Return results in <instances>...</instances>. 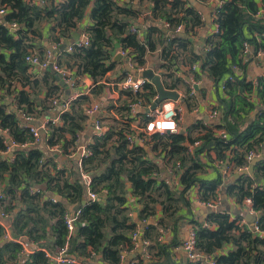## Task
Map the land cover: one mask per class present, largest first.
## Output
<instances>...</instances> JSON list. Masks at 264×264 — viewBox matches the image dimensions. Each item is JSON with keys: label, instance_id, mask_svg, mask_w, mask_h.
<instances>
[{"label": "trees", "instance_id": "1", "mask_svg": "<svg viewBox=\"0 0 264 264\" xmlns=\"http://www.w3.org/2000/svg\"><path fill=\"white\" fill-rule=\"evenodd\" d=\"M41 1L37 4L0 0V10L6 11L0 16V152H6L9 141L17 146L12 160L0 158V188L3 187L0 210L9 215L10 234L35 249L24 255L22 264H50L45 252L52 253L66 242L70 253L82 261L98 258L103 264H120L123 253L135 248L131 237L140 230L129 216L125 197L128 190L141 206L139 221H147L160 213L157 223L149 222L140 234L141 241L150 243L146 247L151 257L147 264H175L169 248L178 245L161 243L159 229L174 231L185 218L181 215L183 210L191 216L187 194L193 189L198 190L203 202L218 200L221 190L226 200L237 204L249 198L251 208L260 215L256 221L258 233L239 226L242 218L231 219L226 209L209 214L204 224L187 216L195 232L196 251L213 255L215 264H264V161L255 164L253 175L234 179V174L233 181L226 184L218 167L214 169V177H205L207 168H212L214 163L211 152L216 160L232 169L247 167L246 156L250 151L264 154V110L250 117L258 106H264V78H257L254 87L246 77L247 64L242 56L245 42L253 54L264 51V15L257 16L264 9V0H225L214 22L217 33L206 35L201 45L194 37L199 34L197 30L205 27V21L186 0H139L137 5L126 0ZM144 10L150 14L143 19V36L139 38L130 33V27ZM87 14L89 25L84 33L88 45H73L70 51L65 48L57 53L56 62L92 80L90 96L83 95L70 102L68 110L59 115L60 124L48 126L43 143L22 148L33 138L17 111H25L38 120L50 114L51 99L60 93L56 73L49 67L36 74L31 69V73L25 57L41 37L43 25L49 26V41L62 45L79 30ZM158 20L167 22L170 28L165 30ZM12 24L17 26L15 32L10 29ZM180 24L186 38L174 33ZM119 48L128 50L135 69L151 68L160 76L165 89L183 91L188 111L193 109L195 97L184 77L195 81L208 78L217 85L232 76L234 82H226L222 97L217 96L223 117L220 127L228 137L217 136L197 121L186 130L168 136L155 135L150 138L152 143L146 141L129 148L126 134L133 120L129 105L141 100L142 106L147 107L155 98L156 90L148 84L143 93H124L116 110L122 121L107 123L108 130L103 136L92 137L88 146L91 156L81 161L83 171L91 178V190L97 194L106 191L103 199L85 204L82 203L84 182L76 162H72V172L64 176L63 171L56 170L55 162L60 157L49 154L46 148L61 144L64 153L75 149L87 121L84 109L104 93V82L114 67V52ZM44 53L37 54L41 61L47 59ZM193 65H198L197 71L181 69ZM233 67L239 71L234 72ZM199 93L204 96L203 91ZM251 93L258 100L256 104L247 99ZM7 101L13 105L14 112L5 104ZM229 117L233 124L227 121ZM199 129L197 135L193 134ZM163 138L164 143H158ZM195 141H200V145L189 154L186 144ZM157 151L156 158H161V164L152 157ZM202 156L207 162H202ZM166 163L177 174V183L172 181ZM68 206L80 210L76 231L69 239L64 223ZM211 226L215 229L211 230ZM5 235V228L0 225V264H18L23 247ZM226 246L230 249L219 254ZM182 264L206 263L199 259L196 263L186 260Z\"/></svg>", "mask_w": 264, "mask_h": 264}, {"label": "built area", "instance_id": "2", "mask_svg": "<svg viewBox=\"0 0 264 264\" xmlns=\"http://www.w3.org/2000/svg\"><path fill=\"white\" fill-rule=\"evenodd\" d=\"M25 1H28V2L33 1L37 4L42 3L41 0H25ZM57 1H60V0H57ZM224 1L225 0H207V2L211 5V9H212L210 20H211V26L213 30H212V33L210 34L217 33V25L214 22L217 18L218 10L221 8ZM126 3L137 5L139 3V0H126ZM5 12H6L5 10H0L1 15L5 14ZM149 14L150 12L148 10H144L143 13L138 17V19L143 20L144 17L148 16ZM260 15H264V9H261L257 13V16H260ZM158 22L162 25V27L165 30L170 28L167 22L161 21V20H158ZM10 26L14 31L17 29V26L15 24H12ZM141 27H139L138 24L136 23L133 24L130 27V33L137 35V37L139 38H142L144 30ZM183 29H184L183 25L180 24L175 27L174 33L183 35ZM82 39H83L82 41L79 40L74 45L76 46L88 45L87 36L85 35V37H83ZM263 39H264V34H263ZM72 46L68 47V51L71 50ZM51 48L55 49L57 48V46L51 45ZM251 49L252 48L250 47L248 43L246 42L243 43L242 56L245 57L248 54H250ZM252 51L253 50H251V52ZM119 54L121 58L126 60L127 68L133 71H137L139 73L146 69H149V68L135 69V61L130 56H128V50L120 49ZM253 55L264 57V51H258L256 54H253ZM52 58L53 57L51 56V54H48L47 59L45 61H41L38 55L34 51H32L29 55L25 57V61L30 65V71L31 69H36V68H40V69H46L47 67L51 68L53 72H55L57 75L61 77V80L63 81L64 86H66L68 90H72L73 92L70 98L66 101L61 99L58 94L51 99V111H48L51 114V117L42 119L40 121L39 127H35L33 125V123H36V121H38L33 116L27 114L25 111H22V110L17 111L20 121L23 123L24 127L29 129V132L33 138L31 142L24 143L21 146L22 148H28L33 144L38 145V144L43 143L44 142L43 137L47 134L48 126L60 124L59 115L68 110L70 102L76 100L77 98L83 95L90 96L91 89L76 91V88L78 87V82L81 81L82 77L79 75H76L70 69H66V68L58 66L56 60H53ZM197 69H198V65H193L188 68V70H191V71H197ZM233 71L238 72L239 69L233 67ZM242 72L243 71L240 70L241 74ZM228 81L234 82V79L232 78V76H228L227 78H225L223 81H221L219 84L216 85L219 93L222 94L224 90V85ZM148 84H150L149 80L139 77V76H135L132 74V72H129L126 69L119 76V79L115 83H113L112 86L116 89V92L118 93L120 97V95L122 96V94L124 93H131V94L143 93L144 87ZM188 84L190 85L192 89L191 94L193 95L194 94L193 87L199 85L200 82L193 80V78L191 77ZM253 86L256 87V82L253 83ZM178 94L181 97L183 96L180 93ZM247 96H248L247 99L249 100V102L251 103L255 102L254 93H251ZM100 106H101L100 102L99 103L92 102L85 107L84 115L87 117L85 129L84 131L80 133L79 137L77 138L74 150L70 149L68 150L67 153H64L61 144H56L52 147L46 148L49 154H56L57 157H60V158L65 157L70 160H74L76 158L75 159L76 167L80 173V177L82 178V181L84 182V187H85V200H86L85 204H88L90 202H95L99 199L101 200L104 198L106 194V191H102V194H97L91 190V187H90L91 178L87 173L83 171L82 164H81V161L83 159H86L89 156H91V151L89 150L88 146L92 143V137H101L108 130V127L104 125V121L102 120V118L99 117L100 116L99 114L102 110ZM149 106L150 105H148L147 107ZM118 107H119V104L114 103L113 107L110 108V110H112L110 113L112 114V117L115 121H122L119 114L116 113V110L118 109ZM143 108L144 107L142 106L141 100L133 102L129 105V113L133 119L129 123V132L126 134V141H127V145L129 148L135 145H143L144 142L148 141L151 137L155 135L168 136L171 134H175L179 131V125L182 119V112L179 108V99L176 101L169 100V99L164 100L160 104H158V106L153 111L149 113H144V111H141L142 116L137 117L138 116L137 112H139ZM216 116H217V113L213 111L212 117H216ZM41 130L43 131V133H41ZM4 134H6V131H4ZM8 143L9 144H8V148L6 152H0V155L10 158L12 160V152L13 150L17 148V146L11 141H9ZM199 145H200V141H195L189 144L187 143L186 144L187 152L189 154H193V150L197 148ZM259 156L260 155L256 154L255 152L250 151L246 156V160L248 163H250L253 159ZM55 163H56V170H61L57 165L58 162H55ZM216 164L219 167H221L222 169L221 172L223 176L242 173L248 167L247 166L244 168L232 169L230 165H228L227 163H223V161L221 160H218ZM166 165L169 168L168 171L171 175L172 181L178 182L177 174H175L173 171L170 170L169 164L166 163ZM2 188H0V198L2 196ZM193 191L195 192V195L197 197V203L199 206L203 208H207V209H215L216 207L219 206L220 198H218V200H215V201L203 202L199 199L198 190L193 189L191 192ZM53 199L55 198L53 197ZM242 204L249 206V214L254 215V216L257 214L251 208V200L249 198L244 199ZM127 207L129 208V210H131L128 201H127ZM79 213H80V210L76 209L73 213L68 212L64 216V223L67 229V239L72 237L76 231V223L78 221ZM8 217L9 215L3 213L0 210V225L2 227L4 226L1 224V222L8 220ZM239 226H246L252 231V233L259 232V228L256 225V222L253 223L252 225H248L247 223H245V221L241 220L239 222ZM4 228L6 230L5 237L8 239L12 238L9 232V227L7 228L4 227ZM168 229H165V230L159 229V237H158L159 241L161 240V237L163 236L164 232ZM139 237L140 236H138V233L136 232L132 235L131 239L135 245L134 246L135 248L137 246H140L142 248L141 250L142 256L140 257V260L143 261V264H147L148 261L151 259V257L147 253L146 247L150 245V243L147 241L143 242L139 240ZM180 250L184 252L187 259L191 263H196L200 259L206 264H215L213 255H208V256L202 255L196 251L195 232L193 228L188 232L187 237L181 243ZM45 253H46V257L50 264H83L81 258L76 256L75 254L70 253L68 242H66L61 247H57L52 253H49V252H45ZM125 253L126 252H124L123 255H125ZM123 255H122V258H123ZM140 260H137L136 262L131 263V264H140L139 263Z\"/></svg>", "mask_w": 264, "mask_h": 264}, {"label": "crops", "instance_id": "3", "mask_svg": "<svg viewBox=\"0 0 264 264\" xmlns=\"http://www.w3.org/2000/svg\"><path fill=\"white\" fill-rule=\"evenodd\" d=\"M186 1L191 7H194L201 14V16L204 20L206 18L209 19L208 22H209L210 27L207 28L205 25V27L203 29L197 30L199 34H198V36L194 37L195 41L197 43H199L200 39L202 37H205L206 35L212 33V30H213V28L211 26V20H210V15L212 12L211 5L208 2L202 3V2H199L198 0H193L195 2V5H192L191 0H186ZM4 15L5 14H3V15L0 14V16H4ZM136 24H138L139 27L143 26L142 25L143 20L137 19ZM88 25H89V18H88V14H87L79 25V30L81 32L80 37H79L80 41H82L83 40L82 38L85 37L86 34L84 33V30ZM10 29L12 32L16 31V30L14 31L11 28V26H10ZM49 40H50L49 39V26L43 25L41 28V37L36 40L35 47L32 48V50L36 54H39L40 52L43 53L45 51L43 56H45V54H46V57H47L48 54H51V56L53 57L52 59L56 60L57 59V57H56L57 53H55V50L60 45L52 44ZM51 45L57 46V48L53 49V48H51ZM251 50H250V54H248L247 56H245L243 58V62L247 64L246 70H245L247 79L254 83L257 78L264 77V57L253 55V51L251 52ZM119 51H120V48L114 52V56L119 54ZM114 62H115L114 67L107 74V77H106L107 80H106V82H104L106 85L105 89H104V93L102 94L101 97H99L98 99H93V101H92V102H97V103L100 102V105H101L100 107L102 110L99 114L100 116L99 115L98 116L103 119L105 126H108L107 123H114V119L111 120V118H113L112 114L110 113L112 110H110V109L108 110V108H110L111 106L113 107L114 103L120 104L123 100L121 95L119 97L118 93L116 92V89L112 85H113V83H115L119 79V76L123 73V71L126 70V68H127L126 60L123 58H120L118 61H114ZM182 70L184 72H188V67H184V68H182ZM43 71H44V69L36 68L33 73L36 74V72L41 73ZM31 73H32V71H31ZM38 76H39V74H38ZM81 77H82V79H81V81L78 82V87L76 88V91L91 89L93 87L92 80H90L86 76H81ZM190 78L191 77H184L185 82L188 83ZM199 82H200L199 85H201V87L199 88V91H203L204 96L200 95L201 93H199V91L194 90L193 96L195 97V105H194L193 109L190 111L187 110V108L185 106V102L183 101V98H184L183 91H178V93L183 95L182 97L180 96V98H179V108L182 112V119H181V122L179 125V130H181V129L186 130V128H188L190 125L195 124L197 121H201L203 124H205L207 127H209L217 136L228 137V133L226 132V130L223 127H220L223 117L221 116L220 111L218 109L217 96L219 95L222 97L223 94L219 93L216 85L213 84V82L210 81V79L204 78L203 80H200ZM56 84L59 86L60 93H58V95L60 96L61 99H63L66 96L65 95L66 92L69 91V95L67 96L68 97L67 100H68L70 98V96L72 95L73 91L68 90L66 88V86L61 85L57 80H56ZM16 87H17V89H21V87L19 85H16ZM257 102H258V100L255 97L254 104H256ZM5 104L7 106H9V109L14 110L13 105L10 104L9 101H7ZM258 107H261V106H258ZM147 108L144 107L140 111L138 110L139 112H137V115H138L137 117L142 116L141 111H144ZM213 111H215L217 113L216 117H212ZM253 114H254V112H252L250 114V117H253L252 116ZM47 115H51V114H46L42 118L38 119V121H36V122L37 123L40 122L42 119L46 118ZM121 120H122V118H121ZM183 120H184V122H182ZM227 121L229 122V124H233L232 118H230V117L227 118ZM199 131H200V129L195 130L193 134L197 135ZM210 155H211L214 163L212 164L213 165L212 168H210V167L207 168V173H206L205 177H214L215 176V170L214 169H217V167H218L220 169L221 177L223 178L224 184H226L228 181L231 180V178L234 176V174H231L228 176H223L222 172H221V170H222L221 167H219L216 164L218 160L215 159L214 153L211 152ZM1 157L2 156L0 155V158ZM75 159L70 160V159H67L65 157H61L59 159L57 165L61 169V171H63V173L65 174L64 176H67L68 174H70L72 172V169H71L73 166L72 162L73 161L76 162ZM155 159H156L155 160L156 163H159V164L162 163L161 158L160 159L155 158ZM202 162L203 163L207 162V158L202 156ZM75 167H76V163H75ZM161 170H164V168L161 167ZM174 182L177 183V181H174ZM191 191H189L187 194V198L190 200V203H191V206H190L191 216H188L190 214L188 213L187 210H183L181 215L185 216V218L182 219V221L178 224V226L176 227V229L174 231L172 229L166 230L164 232L163 236L161 237V240H160L161 243L166 244V245L169 243H173L175 245H178L177 247H170L169 248V250L171 251V254L173 256L172 260L175 264H182L186 260H188L186 255L184 254V252L182 250H180L181 243L185 240V238L188 235V232L192 229V225L190 224L188 219H186L187 216L189 218L196 219L200 223L204 224L206 217L209 215V213L207 211L208 209L203 208V207L198 205L195 192L194 191L191 192ZM223 194L225 197L224 200L221 199V196ZM219 196H220L219 197L220 198V204L218 207L222 208V210L226 209L229 212L231 219H234L235 217L240 216L242 218L241 220L245 221V223H247L248 225H251V223H248V221H247V219L248 220L250 219L249 217L251 215V214H249V206H247L245 204H237L234 202V200H231V199L226 200V196H225V193L223 192V190L220 191ZM53 197L58 199L56 196H53ZM126 198H127V201L129 203L130 209H131V210H129L130 211L129 216H130L132 222H134V223L137 222L138 227H139V224H142V223H147V222L148 223L151 222V224L157 223V220L160 218V213H158L154 218L149 219L147 221H139L138 220V214L141 210V206L139 205L137 199L132 196L130 190H128V193L126 194ZM85 201L86 200H85V195H84L82 203H85ZM76 209H78V207L68 206V210H69L68 212H70V213H73ZM251 216H254V215H251ZM1 224L6 228L9 227L7 220L2 221ZM210 229L214 230L215 227L211 226ZM137 233H138V236H140V234H141L140 230H138ZM9 240L18 241L23 247L24 253H23L21 259L19 260L18 264H22V261H24V259H23L24 255L31 254L35 250L32 245H28L26 242H23V241H22L23 242V244H22V242L19 241V239L14 240V239L10 238ZM139 240H140V237H139ZM229 249H230V246H226L223 248V251L219 254H224ZM44 251H46V250H44ZM141 256H142V252L140 250V246H137L136 248H133V250H131L130 252H126L125 255H123V258H122V261L120 264L134 263L137 260H139ZM160 261H161V259H160ZM82 262H83V264H103L98 260V258H96L94 260H86V261L83 260Z\"/></svg>", "mask_w": 264, "mask_h": 264}, {"label": "water", "instance_id": "4", "mask_svg": "<svg viewBox=\"0 0 264 264\" xmlns=\"http://www.w3.org/2000/svg\"><path fill=\"white\" fill-rule=\"evenodd\" d=\"M191 1H192L191 4L192 5H195V2L193 0H191ZM208 21H209V19L206 18L205 19V25H206L207 28L210 27ZM80 33H81L80 30H78L77 32L73 33V35L71 36V39L69 41H66L63 45H60L55 50V53H60L65 48H68V47L74 45L75 43H77L79 41ZM181 36H183L184 38H186V36L184 34L181 35ZM203 41H204V37H202L200 39V42L201 43H203ZM200 42L198 43L199 45H201ZM120 58H121L120 54H117L116 56L113 57V61H118ZM126 69H127V71L132 72V74L135 75V76H139V77H142V78H145V79L149 80L150 81V84L153 85V87L156 90V97L153 99V101L151 102L150 106L147 109L144 110V113H149V112L153 111L158 106V104H160L164 100L169 99V100L176 101V100H178L180 98V96H179V94H178L177 91H175V90H168V89H165L163 87L160 76L157 73H155V71L153 69L149 68V69H146V70H144V71H142L140 73L137 72V71H133V70H131L129 68H126ZM55 78H56V80L61 85H64L63 84V81L61 80V77L59 75L55 74ZM210 81H212V79ZM200 87H201V85H197V86H194L193 88H194L195 91H198ZM65 95L66 96L63 98V100H67V98H68L67 96L69 95V91L66 92ZM262 110H264V106L258 107L255 110V112H254L253 115L258 114ZM12 112H14V110H12ZM49 117H51V115H47L46 116V118H49ZM33 125L35 127H39L40 126V122L33 123ZM41 133H43L42 130H41ZM260 161H264V154H262L259 157L253 159L249 163L247 169L244 172H242V173L236 174L234 176V179L240 177L241 175H248V176L253 175L254 166H255V164H257ZM231 181H233V179H231ZM224 198L225 197H224V194H223L221 196V199L224 200ZM221 210H222V208L216 207L215 209H208L207 211H208L209 214H211L213 212H219ZM259 217H260L259 214H257L256 216H251L250 215V217H249L250 219L249 220L247 219V221H248V223H251V225H252L253 223H255L257 221V219H259ZM147 224H149V223L139 224L140 232L142 231L143 228H145L147 226ZM11 237L14 240L19 239V237L17 235L11 234ZM140 250H142L141 247H140Z\"/></svg>", "mask_w": 264, "mask_h": 264}, {"label": "rangeland", "instance_id": "5", "mask_svg": "<svg viewBox=\"0 0 264 264\" xmlns=\"http://www.w3.org/2000/svg\"><path fill=\"white\" fill-rule=\"evenodd\" d=\"M182 122H184V120H183ZM182 124H183V123H182ZM164 141H165V139L163 138V139H160V140L158 141V143H164ZM148 142L152 143V140L149 139ZM158 155H159V152H158V151H157L156 153H152V157H154V158H156Z\"/></svg>", "mask_w": 264, "mask_h": 264}]
</instances>
